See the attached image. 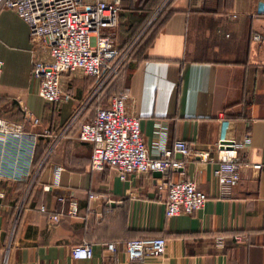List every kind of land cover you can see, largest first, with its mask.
Wrapping results in <instances>:
<instances>
[{
    "label": "crops",
    "instance_id": "1",
    "mask_svg": "<svg viewBox=\"0 0 264 264\" xmlns=\"http://www.w3.org/2000/svg\"><path fill=\"white\" fill-rule=\"evenodd\" d=\"M106 1L119 3L116 41L125 45L145 16L167 0ZM165 9L170 15L151 45L136 54L114 87L103 89V95L109 94L104 104L129 91L127 111L142 120L144 140L154 155L178 140L210 150L221 138L248 135L251 145L241 152L245 166L234 196L219 198L216 163L195 161L168 176L152 172L125 181L115 168L93 170L91 146L80 141L77 128L64 129L79 108H87L83 121L94 116L96 105H86L97 81L72 71L62 78L71 99L43 100L32 67L38 59H49V48L32 39L28 25L13 11L3 10L0 118L39 135L36 168L42 169L33 186L0 183L5 195L0 198L1 264H264V48L252 40L255 32H264L259 15L264 0H172ZM258 18L263 23L256 29ZM46 129L57 137L46 136ZM56 167L63 168L59 176ZM164 180H194L209 197L206 206L167 217L160 191ZM90 193L97 196L90 198ZM61 195L78 201L79 214L54 223L40 209L46 206L51 214L68 209V203L59 202ZM236 235L248 236V243L236 242ZM159 236L167 240L163 257L128 259L126 242ZM83 242L94 248L90 260L72 255ZM111 243L117 253L108 250Z\"/></svg>",
    "mask_w": 264,
    "mask_h": 264
},
{
    "label": "built area",
    "instance_id": "2",
    "mask_svg": "<svg viewBox=\"0 0 264 264\" xmlns=\"http://www.w3.org/2000/svg\"><path fill=\"white\" fill-rule=\"evenodd\" d=\"M3 10L13 11L28 25L32 39L41 41L49 48V59L36 60L32 76L41 83L40 97L52 104L71 99L70 93L62 87V78L75 70L97 79L99 90L111 86L124 73L140 39L127 46L119 45L116 41L120 14L118 2L0 0V11ZM259 15L264 17V10H260ZM232 18H238V15L234 14ZM152 23L151 20L148 26ZM252 40L264 48V32H255ZM3 65L0 59V71ZM130 99L127 89L115 94L108 106H98L94 116L85 121L82 119L85 107L79 108L65 126L64 133L77 128L80 141L91 146L90 166L93 170L115 168L125 181L136 174L184 170L188 163L195 161L216 163L219 198L234 196V188L240 182L245 166L241 152L251 145L248 135L240 140L221 138L210 150L198 149L178 140L172 148L162 147L154 155L144 140L142 120L127 111ZM24 112L29 115L31 110L24 107ZM44 134L57 137L51 129H46ZM39 142V135L26 131L23 124L0 118V183L10 181L34 185L42 169L35 167ZM176 154L180 156L179 159L174 157ZM247 166L255 170L263 167L262 164ZM62 171V167L55 168L57 176ZM44 189L50 190V187L45 186ZM160 191L165 194L166 215L169 218L182 213L193 214L203 209L209 199L205 192L198 189L194 180H164L160 183ZM96 196V193H90V198ZM4 197L0 193V198ZM58 200L63 205L68 203V209L62 208L58 213L51 214L46 206H42L40 211L50 214L54 223H59L65 216H78V201L66 195L59 196ZM235 240L246 244L249 238L236 235ZM107 248L111 253L118 252L115 243L108 244ZM166 248L167 240L160 236L130 240L124 245L130 261L163 257ZM72 255L77 260H90L94 256V248L83 242L72 249Z\"/></svg>",
    "mask_w": 264,
    "mask_h": 264
},
{
    "label": "trees",
    "instance_id": "3",
    "mask_svg": "<svg viewBox=\"0 0 264 264\" xmlns=\"http://www.w3.org/2000/svg\"><path fill=\"white\" fill-rule=\"evenodd\" d=\"M169 15L170 13H167V10H165L163 13L159 15V17H157V19L150 26H148L147 24H149V22L152 20L151 18L152 13H149L148 15L145 16V21L143 23V26L132 34L129 42L123 45V46H127L128 44H130L131 42H133L134 40L140 37L136 47L133 50L131 61L134 59L136 54L137 55L142 54L151 45L159 29L163 26L164 22L167 20ZM146 25L147 27H144ZM38 150L39 147L37 149L35 167L39 164L41 159V156L39 157Z\"/></svg>",
    "mask_w": 264,
    "mask_h": 264
},
{
    "label": "rangeland",
    "instance_id": "4",
    "mask_svg": "<svg viewBox=\"0 0 264 264\" xmlns=\"http://www.w3.org/2000/svg\"><path fill=\"white\" fill-rule=\"evenodd\" d=\"M171 1L172 0H167L166 2H165V4H164V7H162V8H159V9H156L153 13H152V21L154 22L156 19H157V17H159V15L161 14V13H163L166 9H164L162 12H161V10L163 9V8H166V6L168 7L169 6V4L171 3ZM1 12V11H0ZM257 22H256V29H258L259 28V26H257L259 23L258 22H262L263 23V20H261V18H258L257 20H256ZM127 68V67H126ZM123 75V74H122ZM122 75H120V77L122 76ZM119 77V78H120ZM92 79V80H96L97 81V79H95V78H92V77H88V79ZM119 78L112 84L113 85V87L116 85V83H117V81L119 80ZM106 96H109V94H104L103 95V90H99L98 89V81L96 82V87H95V89L94 90H92L91 91V95H90V99H89V101L87 102V105H86V107H91L92 105L93 106H95V109L98 107V106H100V107H104L106 104H104V102H105V97ZM111 98V97H110ZM109 98V99H110ZM86 109L87 108H85V112H86ZM85 119V118H84Z\"/></svg>",
    "mask_w": 264,
    "mask_h": 264
},
{
    "label": "water",
    "instance_id": "5",
    "mask_svg": "<svg viewBox=\"0 0 264 264\" xmlns=\"http://www.w3.org/2000/svg\"><path fill=\"white\" fill-rule=\"evenodd\" d=\"M156 173V175L157 176H168L169 174H170V172L169 171H165V172H163V173H161V172H155Z\"/></svg>",
    "mask_w": 264,
    "mask_h": 264
}]
</instances>
